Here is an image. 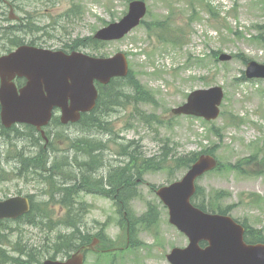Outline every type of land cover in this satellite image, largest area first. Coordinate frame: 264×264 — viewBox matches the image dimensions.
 I'll list each match as a JSON object with an SVG mask.
<instances>
[{"label":"rangeland","instance_id":"374dc122","mask_svg":"<svg viewBox=\"0 0 264 264\" xmlns=\"http://www.w3.org/2000/svg\"><path fill=\"white\" fill-rule=\"evenodd\" d=\"M9 1L21 20H11L0 0L2 51L21 43L107 56L122 51L130 73L154 101L135 103L128 81L117 78L89 118L63 125L56 112L46 128V148L32 126L6 129L0 120V198L22 194L33 203L30 222L0 223V264H24L14 258L32 264L63 259L74 248L57 244L72 233L85 239L98 234L107 247L125 245L127 223L121 206L109 198L116 188L105 180L125 171V148L157 158L166 144L168 152L180 155L214 147L221 167L199 179L201 193L194 202L227 210L248 230L264 234V79L245 77L249 61L264 63V0H145L144 22L104 44L94 42L95 32L122 18L131 0ZM168 17L171 29L164 34L150 25ZM161 34L178 43L162 40ZM219 51L233 59L220 61L214 55ZM212 86L225 92L217 120L171 116L191 91ZM174 168L146 171L130 190H136L125 202L134 224L131 247L91 252L86 264H171V248L189 240L170 223L168 208L151 186L181 179L186 169L173 175ZM81 243L76 240L75 246Z\"/></svg>","mask_w":264,"mask_h":264},{"label":"water","instance_id":"95a60500","mask_svg":"<svg viewBox=\"0 0 264 264\" xmlns=\"http://www.w3.org/2000/svg\"><path fill=\"white\" fill-rule=\"evenodd\" d=\"M146 13V3L134 0L120 21L103 27L95 37L120 39L139 25ZM231 59L227 53L220 55V60ZM128 74V60L122 52L112 57H96L79 51L66 53L22 45L16 51L0 56L2 121L7 127L20 122L41 129L49 123L54 107H61L64 123L77 121L81 111H89L96 104V80L108 84L112 78ZM17 75L27 78V83L20 89L14 82ZM246 76L264 77V64L250 62ZM223 97L220 86L198 89L189 95L186 103L173 108L172 113L216 119ZM218 164L215 156L202 154L182 180L157 190L170 210V221L191 239L187 248H174L168 258L173 264H264V243L247 244L244 227L231 216L208 213L191 203L197 189L196 180ZM29 210V200L23 196L0 201V219L18 217ZM201 240L207 241L208 245L202 248ZM96 243L81 248L65 261L48 259L44 264H83L82 251L93 249Z\"/></svg>","mask_w":264,"mask_h":264},{"label":"trees","instance_id":"16d2710c","mask_svg":"<svg viewBox=\"0 0 264 264\" xmlns=\"http://www.w3.org/2000/svg\"><path fill=\"white\" fill-rule=\"evenodd\" d=\"M213 14H215V12H213ZM169 20H170V17H168L164 20H158L154 24H150V25H153V26L159 28L161 30V33L164 34L165 32H167L171 29V24L169 23ZM163 34L160 35V38L162 40L172 41L174 43H178L177 40H173L169 37H165V36H163ZM214 54H215V52H214ZM244 60L246 61V58ZM128 77L125 78V80H127L128 84H130V86L132 87V98L134 99L135 103H139L140 101H145V102H153L154 101V98H149V96H147L148 94L144 91V89L142 88L140 83L134 79V77L132 76L131 73ZM111 85L112 84H110V86ZM107 87L108 86L101 87V90H106L105 88H107ZM125 98H129V96H125ZM103 101H104V99L102 97L99 104ZM115 103H116L115 100H113L111 102L112 105H116ZM166 146H167V144H166ZM166 146L164 147L165 152L163 154H161L160 157H157V158H155L154 156L149 157V156L145 155L142 150L140 152H137V150L135 149L133 152H130L129 150H127V148H125V156L127 157L125 159V192L128 189H130L131 187H135V185H136V183H134V176L135 175H137L138 177H142V175L146 171H149V170L157 171L159 169L175 166V168L173 170V175H174L176 172L182 170L183 168L190 167L191 164L198 157V153H196V152H192L189 155H180L179 153H176V152L172 153V151L168 152V150L166 149ZM204 152L215 153V150H214V147L209 146L208 148H206L204 150ZM118 174L119 175L116 176L115 183H117V184L119 183V185H121V184H123L122 172H119ZM199 192H201V190H199ZM126 201L127 200L125 198V202ZM201 207L205 210H209V211H213V212L217 211V209L214 206H207L205 204H201ZM220 211H222V210H220ZM30 216H31V212L26 214L25 216H23L24 218L23 217L22 218L23 219H25V218L30 219ZM131 225H132V230H134V224L132 221H131ZM73 237H75V233L70 234V236L64 237L63 242H64L65 246H63V244H61L60 242L57 244V246L63 247L64 249H69L67 247H70L71 245L74 244ZM248 237L251 238L252 240H254V242H264V234L262 233L261 229L251 230L248 233ZM14 261L16 263L32 264V261L29 259L23 260L22 258H14ZM38 264H40V263H38Z\"/></svg>","mask_w":264,"mask_h":264},{"label":"flooded vegetation","instance_id":"af4514ba","mask_svg":"<svg viewBox=\"0 0 264 264\" xmlns=\"http://www.w3.org/2000/svg\"><path fill=\"white\" fill-rule=\"evenodd\" d=\"M105 180H106V181H108V178H107V177H105Z\"/></svg>","mask_w":264,"mask_h":264},{"label":"bare ground","instance_id":"6f19581e","mask_svg":"<svg viewBox=\"0 0 264 264\" xmlns=\"http://www.w3.org/2000/svg\"><path fill=\"white\" fill-rule=\"evenodd\" d=\"M75 167V166H74ZM82 172V171H81ZM136 176V175H135ZM133 179V178H132ZM130 186V185H129ZM13 257V256H12ZM11 263V262H10Z\"/></svg>","mask_w":264,"mask_h":264}]
</instances>
